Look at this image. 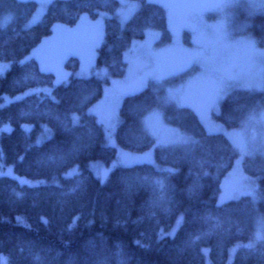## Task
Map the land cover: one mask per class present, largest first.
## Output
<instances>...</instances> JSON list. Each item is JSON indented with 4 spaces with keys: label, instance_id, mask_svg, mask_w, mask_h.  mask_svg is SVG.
I'll return each instance as SVG.
<instances>
[{
    "label": "trees",
    "instance_id": "trees-1",
    "mask_svg": "<svg viewBox=\"0 0 264 264\" xmlns=\"http://www.w3.org/2000/svg\"><path fill=\"white\" fill-rule=\"evenodd\" d=\"M138 1V10L123 23L116 14L119 0H50L41 18L27 26L37 0H0V20L13 14L0 25V60L11 61L0 75V125L12 124L0 134V160L20 176L49 179L28 184L0 175V264H207L204 247L210 264H227L232 246L254 236L256 216L264 213V156H247L243 164L255 178L257 195L223 197L238 150L224 132L208 131L192 109L168 106L167 121L196 140L155 146L151 160L117 166L102 182L91 163L110 162L117 148L105 142L102 123L88 109L103 95L105 79L71 76L55 84V72L35 56L22 61L58 26L106 11L96 63L123 77L129 46L148 26L170 38L162 3ZM249 20L248 31L264 46V13ZM66 65L77 68L78 57L70 56ZM38 86L51 89L3 103L6 95ZM157 100L151 84L123 96L116 127L121 148L142 152L154 145L141 116ZM262 103L264 89L236 88L215 117L227 128L238 127ZM24 123L33 126L25 130ZM44 125L51 130L45 139ZM72 169L76 173L68 175ZM232 264H264V241L238 246Z\"/></svg>",
    "mask_w": 264,
    "mask_h": 264
},
{
    "label": "rangeland",
    "instance_id": "rangeland-1",
    "mask_svg": "<svg viewBox=\"0 0 264 264\" xmlns=\"http://www.w3.org/2000/svg\"><path fill=\"white\" fill-rule=\"evenodd\" d=\"M116 14L123 23L138 10V0H119ZM166 8L170 38L164 40L161 30L148 26L143 38L133 39L127 52V71L123 77H113L106 66L96 63L97 49L103 40L104 21L109 12L102 11L98 17L82 15L72 26H58L22 61L32 56L39 59L46 69L55 72L54 83L66 82L71 76H96L105 79L103 95L92 104L88 112L95 114L105 131V142L117 148L116 156L105 163L94 160L91 168L98 178L105 182L117 166L129 165L152 159L155 146L188 145L196 140L179 126L166 119V107H188L204 124L208 131L227 134L238 156L234 166L223 181V197H239L256 194L255 178L245 174V157L264 156V103L249 110L243 122L234 128H227L216 119L222 100L236 88L264 89V46H261L250 31L249 17L264 13V0H157ZM38 5L27 21L35 24L46 12L50 0H37ZM13 18L7 14L0 20L6 25ZM70 56L79 59L77 68H68ZM11 61L0 60V75L10 67ZM151 84L158 100L141 116L143 130L154 139V145L142 152L121 148L116 140L119 123V108L123 96L136 92ZM51 86H38L17 96L6 95L7 103L23 95ZM207 90L206 108L201 110L191 100L196 92ZM78 118V115H75ZM23 128L30 130L31 123ZM12 124L0 125V134L10 131ZM111 133L112 139H108ZM43 138L51 135L44 125ZM0 175L19 178L21 182L38 184L49 179H31L18 175L14 165L0 160ZM106 177V178H105ZM54 178L52 181H57ZM257 198V196H256ZM179 219L171 229L177 228ZM264 241V213L255 219L254 236L247 242L232 246L227 264H232L235 251L240 245H253ZM207 264H210L208 247H204Z\"/></svg>",
    "mask_w": 264,
    "mask_h": 264
},
{
    "label": "water",
    "instance_id": "water-1",
    "mask_svg": "<svg viewBox=\"0 0 264 264\" xmlns=\"http://www.w3.org/2000/svg\"><path fill=\"white\" fill-rule=\"evenodd\" d=\"M207 90L196 92L191 98L192 102L196 104L201 110L206 108Z\"/></svg>",
    "mask_w": 264,
    "mask_h": 264
},
{
    "label": "snow or ice",
    "instance_id": "snow-or-ice-1",
    "mask_svg": "<svg viewBox=\"0 0 264 264\" xmlns=\"http://www.w3.org/2000/svg\"><path fill=\"white\" fill-rule=\"evenodd\" d=\"M108 135V139L109 140H111L112 139V137H111V133H108L107 134ZM76 169H72L69 173H68V175H73V174H75L76 173ZM106 178V177H105Z\"/></svg>",
    "mask_w": 264,
    "mask_h": 264
},
{
    "label": "flooded vegetation",
    "instance_id": "flooded-vegetation-1",
    "mask_svg": "<svg viewBox=\"0 0 264 264\" xmlns=\"http://www.w3.org/2000/svg\"><path fill=\"white\" fill-rule=\"evenodd\" d=\"M206 103H207V98H206Z\"/></svg>",
    "mask_w": 264,
    "mask_h": 264
}]
</instances>
